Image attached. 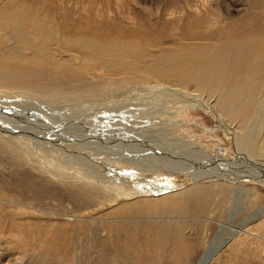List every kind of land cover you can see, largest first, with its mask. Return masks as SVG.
Wrapping results in <instances>:
<instances>
[{
  "label": "rangeland",
  "instance_id": "374dc122",
  "mask_svg": "<svg viewBox=\"0 0 264 264\" xmlns=\"http://www.w3.org/2000/svg\"><path fill=\"white\" fill-rule=\"evenodd\" d=\"M30 13L36 21H19ZM207 16L211 27L194 26L196 19ZM215 20L218 25L211 24ZM17 23L23 25L27 38L15 35ZM262 29L264 0H0V102L7 99L3 105L10 104L11 109L26 101L31 106L25 107H34L49 120L78 114L84 124L89 119L108 126L126 123V128L147 140L154 137L170 146L178 136L192 141L189 153L197 151L199 144L212 157H231L237 154L231 130L194 102L197 95L212 104L196 86L198 73L181 74L187 77L182 84L176 78L178 71L161 69L168 67L162 62L175 52L178 56V50L196 47L200 53L195 59L215 60L205 67L228 65L225 75L211 76L213 80L263 84L262 55L253 53L258 45L234 39ZM215 42L240 47L246 55L220 54ZM239 58L238 66L234 62ZM142 85L152 92L157 88L160 94L133 90ZM245 87L240 88L249 91ZM233 90L227 86L223 92ZM181 93L191 96L194 105L187 104ZM161 96L164 99L158 102L166 101L172 111L162 114L167 117L164 122L161 116L137 112L150 108ZM259 97L248 118L215 111L243 132ZM87 110L93 117L84 116ZM170 119L177 120L174 129L167 127ZM258 138L264 153V127ZM1 139L7 146L0 143V264H197L207 248L225 241L209 264H264V185L245 180V174L234 183L226 181L222 172L192 180L182 171L160 175L152 170L153 176L142 184L127 177L128 183L140 186L136 194L127 195L121 189L105 188L118 179L109 167L111 161L94 165L85 155L77 159L78 155L62 150L74 162L83 159L87 167L79 163L97 180L108 179L104 187L89 176L79 179L72 170L56 172L35 153L23 151L7 137ZM222 164L238 170L235 163ZM243 182L251 190L233 193Z\"/></svg>",
  "mask_w": 264,
  "mask_h": 264
},
{
  "label": "bare ground",
  "instance_id": "6f19581e",
  "mask_svg": "<svg viewBox=\"0 0 264 264\" xmlns=\"http://www.w3.org/2000/svg\"><path fill=\"white\" fill-rule=\"evenodd\" d=\"M206 11H209V9H206ZM19 21L21 23L22 22L31 23L36 21V17L34 16V14L30 13L23 15ZM210 22L211 19L210 17L207 16L204 18L196 19L195 23L193 24L194 26L198 24V25H205L211 27L209 25ZM211 24L218 25V22L217 20H215ZM21 26L23 25L22 24L19 25L18 23L15 25L14 27L15 35L21 38H27L23 34L24 28H21ZM44 31L45 30H42L41 35H44L45 33ZM258 32H259L258 34L251 33L248 35L246 34L245 36L235 35L237 38L234 39H240L242 43H245L246 41L248 42L254 41L255 44H257L258 46L257 47L254 46L253 53L262 55L261 62L262 65H264V29ZM203 34L204 33H202L201 35L202 36L206 35ZM212 44L213 45L216 44V48H218V53L220 54L235 53L237 51L240 56L246 55V54L243 55V50L237 46H235L234 48L226 47L227 44L224 45L221 42L219 43L215 42ZM191 48L192 47L185 48L183 52L178 50L179 55L177 56L178 52H175L173 53V56L170 59L163 58V62H162L163 66H168V67H162L161 69L166 70L168 72H172V70L175 72L178 71L177 73L179 74L176 75V78H179V80L183 82L182 84L185 83V79L187 77L181 76V74L184 75L185 73H187L192 76L194 75L193 73L195 74L198 73L196 75L197 77L196 86L212 104L209 105L205 101H201V97L197 95L194 96V102L197 103V105H202L203 107L205 106L204 108H207L206 111L210 113L216 119V121L220 123L219 125H222L223 127L231 130L230 134L231 136L233 135V146H234V151L236 150L237 152V154L235 153L236 155L233 154L231 157H225L220 154H217L218 155L217 158L212 157L213 155L208 154L203 150H200L199 149L200 145L197 143H195L198 146L197 151L193 153H189L188 152L189 150L187 148L189 147L188 145L191 144L192 142L190 140H183L178 136H174V138H172L171 145L169 144L170 146H167L166 143L158 142L157 140L154 139V137L150 140H147L143 136H137L136 131L133 128L125 127L128 126L126 123L121 124L120 127L113 125L108 126L107 123L106 124H98L97 122L91 123L90 121L91 119H89L90 122L88 121V123L84 124L82 123L81 119L80 121L77 119L78 114H75L74 117H69V115L64 116L63 114L62 116H55L54 115L55 112H54L53 115L55 117H52V120H49L50 118L49 116L48 118L45 116V114H42L41 112L40 114L39 112L35 111V109H32L34 107L31 108L25 107V105L31 106V104L26 101H25V105L23 104L22 106L14 105L12 107L11 104L12 108L10 109L9 107L10 104H8L9 106L3 105V101L6 100L5 102H7V99L5 100L3 99V101L0 102V136L7 137L9 142L11 141L13 144L16 145V147L22 149L23 151H29L35 153L36 156L40 159V161L52 165L53 169H55L56 172L57 171L62 172L64 170H72L74 171L73 173L76 176H79V179L81 177L89 176V178L92 179L93 181L97 180L96 178H94L93 175H91L89 170H86L88 168L85 169V166L83 164L82 165L84 166V168H82L83 166L81 165V163H79V161L81 162L83 161V159L77 160L80 157L83 158L84 157L83 155H85V157L92 159L90 162L94 163V165H96L97 162L100 163L104 161L107 163L111 161L110 163H108L110 165L109 167L110 169H112V171H116L118 173L117 174L118 179L115 180V182L112 184L109 183V181H107L108 180L107 178H106L107 180H103L105 177L103 179H100L101 182L99 180L97 181L98 183L100 182L102 186L104 185V187L107 185V183H109L108 187H105L106 189L112 187L117 192L124 190V194L127 195H129L130 193L136 194V192H138V187H140L138 184L131 185V183H128V178H130V180L132 179L133 181H137L142 184V182L145 179L150 180V177H152L153 176L152 174L154 173H159L161 175V173H165V172L172 173L174 171L185 172L192 180L202 179L210 176L212 177L213 175H215V173L217 174V172H222V175L223 174L226 175V177L224 178L226 181L229 182L232 181L234 183L238 181V179L240 178L239 175L245 174L242 176V178H244L245 180L254 179L255 181H258L259 183H262L264 185V153L261 151V149L258 146L259 144L258 139H260L258 138L259 133L264 127V82L263 84H261L260 82L257 83L256 81H254L250 84L243 85L244 82H242L239 79L224 80V78L222 79V77L225 75L224 73L228 71L227 70L228 65L227 68L224 66L223 63H222L223 67L221 64V68H219L220 66H217V68L214 67L213 69L210 67H205L207 65L211 66L215 60L209 61L211 60V58L208 59V57L201 58L200 60H198L197 58L195 59V56L200 52L196 47L193 49ZM236 61H237L236 59L235 62L233 61L236 65L242 62L240 61V58L237 62ZM218 62L219 61H217V63ZM221 62L222 61H220V63ZM243 62H246V60H244ZM225 64H227V62H225ZM211 74H216V75H211ZM261 74L264 77V67L263 70L261 71ZM217 75H221L222 77H219L218 80H213V77L211 76L218 77ZM126 82H128V80ZM186 82L188 81L186 80ZM131 84L134 85L133 83ZM227 86H230L231 88L234 87V89L236 88V90L235 91L233 90L231 93H224L223 89H226ZM244 86L249 87V91H245V89L240 88ZM247 87L245 88L247 89ZM131 88L128 90H131ZM133 88H135L133 89L135 92H137L138 90H141L140 93L145 91L144 93H146V95H147L146 91H148V94L154 92L155 94H160L157 88L152 89L153 91L155 90L154 92H152L151 89L144 87L143 85L136 87L134 86ZM218 88L221 90L222 93ZM165 90H167V88H164L163 91L161 90V94H165L166 92ZM177 93H179L178 90ZM258 95H260V97L256 105V108L254 109L255 113L253 114V118L252 120L250 119L251 121H249V124L247 125V129L243 132H241L238 129L237 130L233 129V127L225 123L223 119H221L222 117L220 116V114H218L217 111H215L216 109H218L221 112L223 111L226 115L229 114L230 116H235V117L243 116L244 118H248L251 116V111H250L251 106L255 101V97L257 98ZM140 96L142 95L140 94ZM180 96L186 98L185 101L188 100L187 104L192 103L193 101V98L189 96L187 93H181ZM52 97L54 98L53 100H56V97H58V95H54ZM35 98L37 99L38 97H34L32 99ZM0 99L2 100V98ZM138 99L139 96L135 100ZM162 99H164L163 96H161L158 99L156 97V101L154 103L153 102L150 103V108L141 109L138 110L137 112L140 115L146 114V116L147 115L161 116V120L164 122V120H166L167 117L165 116V118H162V114L169 113L171 115L172 111L171 112L169 111V106L166 103V101H163L162 105L159 103L160 101H162ZM153 100H155L154 97ZM8 101L15 103V100L13 101L8 100ZM31 102L34 103L38 102L35 104H39L38 100H33ZM192 104L194 105V103ZM23 106L25 108H23ZM17 107H21V108H17ZM129 108L135 109L134 107H129ZM37 109L41 110V108H37ZM125 109L127 108L125 107ZM89 111L88 110L86 111V114L84 115L85 117L88 118H90V116L93 117V114L90 113ZM124 111L126 112V110H123L122 112ZM256 112H258V115L256 114ZM87 113H89L90 115H88ZM111 120L113 119H110V121ZM171 120L172 119H170V121L168 122L169 123L168 126L166 123V126L174 129L178 125L176 123L177 120L175 119L176 122ZM110 121L109 123H111ZM2 142L3 141L1 139L0 143L2 145L5 144ZM62 150H68L78 155L76 162L72 160L73 157V156L71 157L72 154L69 156L71 157L70 159L64 155L66 151L63 153ZM222 163H225L227 165L235 163V165L238 167V170L236 169L237 170L236 171L234 169L235 171H233L231 168L228 169ZM84 164L87 167V163ZM152 170H154V173H150L152 172ZM235 172L238 173V176L234 175L236 174ZM105 182L107 183L105 184ZM166 187L168 188V186ZM250 188L248 186L246 187L243 182L237 184V186L233 189V193L235 191L239 194H242L245 193V191H250L251 190ZM166 197L168 198V196ZM224 244H226V241L219 245L215 243L213 246L207 248L197 264H209L213 259V257L221 249V247H223ZM215 245L218 246L216 247Z\"/></svg>",
  "mask_w": 264,
  "mask_h": 264
},
{
  "label": "water",
  "instance_id": "95a60500",
  "mask_svg": "<svg viewBox=\"0 0 264 264\" xmlns=\"http://www.w3.org/2000/svg\"><path fill=\"white\" fill-rule=\"evenodd\" d=\"M168 187H169V186H168ZM171 189H172L171 187H170V188H166V190H168V191L171 190ZM164 191H165V190H164Z\"/></svg>",
  "mask_w": 264,
  "mask_h": 264
}]
</instances>
